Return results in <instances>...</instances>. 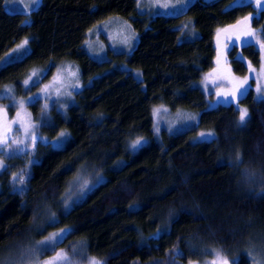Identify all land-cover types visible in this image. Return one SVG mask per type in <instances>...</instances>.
I'll list each match as a JSON object with an SVG mask.
<instances>
[{"label":"trees","instance_id":"obj_1","mask_svg":"<svg viewBox=\"0 0 264 264\" xmlns=\"http://www.w3.org/2000/svg\"><path fill=\"white\" fill-rule=\"evenodd\" d=\"M4 1L0 58L23 38L30 54L0 67V91L10 85L23 93L33 68L48 65L50 73L61 60L77 63L85 85L71 103L51 107L41 119L40 100L31 104L41 136L68 133L62 150L37 143L26 149L31 157L14 150L1 155L8 167L0 172V257L70 228L54 249L38 245L41 257L63 251L71 264L91 257L104 264H201L219 252L229 264H253L264 237V99H255L250 87L236 102L209 105L195 84L215 65L219 32L256 16L253 2L194 0L179 14L142 17L136 0H40L26 12H9ZM115 15L131 19L137 42L97 60L84 47L86 33ZM183 18L198 31L191 39H181ZM249 26L264 40V13ZM252 45L227 51L238 76L260 64ZM163 105L191 110L196 120L180 131H157L153 110ZM240 108L250 117L243 126ZM209 131L216 139L196 142ZM137 138L146 144L132 153ZM14 173L29 178L14 185ZM77 177L94 186L66 209L65 193Z\"/></svg>","mask_w":264,"mask_h":264},{"label":"rangeland","instance_id":"obj_2","mask_svg":"<svg viewBox=\"0 0 264 264\" xmlns=\"http://www.w3.org/2000/svg\"><path fill=\"white\" fill-rule=\"evenodd\" d=\"M193 1L194 0H189L187 6L181 8L178 5V0H168V3L170 5L177 6L176 9H161L159 7H149V0H141V4L143 5V7L137 8L139 9L141 13L140 15H142V17L145 16L143 13L148 15L164 14L166 12H174V14H179L185 11ZM247 1H252L254 6L258 8L256 0ZM160 2L163 3L164 0H160ZM262 2H264V0H262ZM4 6L5 9L9 12H26L35 8L37 5L33 3V0H5ZM131 24V19L120 15H115L101 20L87 31L86 37L84 39L85 49L93 58L97 60H105L111 58L113 59L115 58V55L120 53V51H130L137 42V34L136 32H134ZM180 24L182 26L181 39H191L192 35H195L196 32H198L197 29L194 27L193 20L189 18H183ZM185 25H187V28L184 27ZM246 30L255 31L257 33L256 36L251 37L250 40L252 43H254V45L258 48L260 52V64L256 67L249 65L247 74L245 76H238L229 66V58L227 56V51L232 46L226 47V45L231 44L228 39L230 36L232 37V40H235V36L237 34H239L241 31ZM243 39L244 37L241 36V40ZM24 40L25 38L21 39L12 49H15L17 45L21 44ZM261 43H264L261 33L258 29L250 27L249 24L241 23L237 28L229 27L227 31H224L223 29L219 32L216 37L215 65L210 71L204 73L202 77L195 83L196 85L203 88L206 92L209 105L223 102L225 99H230V97L226 98L223 94L231 93L236 88V85L241 81L245 80L246 78L248 80V84L255 92V95L258 96L257 86L259 85L264 88V50L260 49ZM235 45L240 47L243 44L236 43ZM12 49L8 53H10ZM33 71H36L38 73L43 72V75H40L38 77L39 82L36 83L34 86H29V88L25 89L24 85H21L20 88H22L24 92L17 93V87H11L9 85L5 86L0 91V93H3L6 89H11V95L15 97V100L17 102L21 100H27L29 97L39 94V100L41 102L42 108L43 105L47 102L49 107L46 111L50 112V108L53 106L60 108V106L68 105L69 103H71V101L74 100L75 93L81 90L82 87L85 85L80 73V68L78 67L77 63L72 60L57 61L54 64V68L50 73L48 65L41 68H33L29 72V74L23 79V81L25 79H28ZM72 72H76L77 75H71ZM90 81L91 79L87 83H89ZM76 85H78V87ZM45 86H48L47 92L42 91ZM68 93H71V95H68ZM218 93L220 95H218ZM259 95L261 97H264V92H261ZM2 97L3 96H0V98ZM8 100V102L4 103L5 105L0 104V109H3L6 105L12 104V101L10 99ZM232 101L236 102L237 100ZM31 104L32 103H25L22 109L19 107V104L14 107L10 106L7 108L6 125L10 126L11 128V131L9 133V142L6 146L7 149H9L8 153H10L12 150H15L16 148V145L12 143L13 141L24 139V127L26 125H37L35 120L36 114L34 115L35 112H33ZM155 109H160L158 114L154 115L156 124H159V128L161 127V129H166L170 132H176L188 128L192 124L191 122L193 121H190L185 117L195 116V114H193V111L188 109L180 108L177 110H171L165 105H163V107L157 106L155 107ZM18 111L21 112L20 123L13 124V120L17 119ZM46 111L42 112V109H40L36 116L41 119L45 116ZM35 132L39 134L38 125L35 128ZM57 136L48 139V141L55 140ZM26 144L27 149L33 148L30 139L26 141ZM20 147H24V145H20ZM0 161H3L4 163V160L1 155ZM84 180L86 179L82 178V180L75 179L74 181H72V184L67 190V193H65L68 196L65 199L67 202H73L79 198V194L82 192L81 184ZM87 181L89 182V180ZM92 186H94L93 183H88V186L83 190L88 191V189L92 188ZM37 246L38 243H36L35 245L24 246L22 248H18L17 251H12L7 255H2L0 257V264H45L46 261H48L51 257L55 256L57 253L54 252L45 257H41L42 252L36 249ZM257 252L258 254L257 256H255V261H259L261 262V264H264V237L260 240V247ZM260 255L261 257H259ZM82 258H84V255L78 252L77 260H81ZM215 258L216 257H213L210 261H206L201 264H210V262L213 261ZM255 261H253V264H255ZM79 264L85 263L82 260ZM193 264H200V261H195Z\"/></svg>","mask_w":264,"mask_h":264},{"label":"snow or ice","instance_id":"obj_3","mask_svg":"<svg viewBox=\"0 0 264 264\" xmlns=\"http://www.w3.org/2000/svg\"><path fill=\"white\" fill-rule=\"evenodd\" d=\"M240 0H233V3H239ZM33 3L38 5L39 4V0H33ZM189 3V0H178V5L183 8L186 7L187 4ZM256 4L258 6V11L256 13V16H259L261 13H264V2H262V0H256ZM137 7L141 8L143 7V5L141 4V0H137ZM149 7L151 8H156L159 7L161 9H176V5H170L168 3V0H164L163 3L160 2V0H149ZM164 14H174V12H166ZM256 16H253L252 14H250L249 16L245 17L243 21H238L237 25H233V26H229L230 28H237L241 23L244 24H250V21L254 18H256ZM185 28H187V25L184 26ZM224 31H227V29H225ZM256 32L255 31H250V30H246V31H241L239 34H237L235 36V40H232V37L230 36L228 39L231 42L230 45H226V47L228 46H235L236 43H240V44H250L251 37H255L256 36ZM241 36L244 37L243 40H241ZM28 39L26 38L21 44L17 45V47L15 49H12V51L10 53H6L4 57L0 58V67H4V66H8L11 65L13 63L16 62H20L22 61L25 57H27L30 54V50L28 49L27 45H28ZM255 46V45H252ZM260 49L264 50V43L260 44ZM40 75H43V72H36L33 71L31 76H29L28 79H25L23 81V85L25 87V89L29 88V86H34L36 83L39 82L38 77ZM71 75L76 76L77 73L76 72H72ZM78 87V85H76ZM250 85L248 84V80L247 78L243 81H241L240 83H238L236 85V88L231 92V93H224L223 95L228 98L230 97V99H225L223 102L224 103H231L232 100H237L240 97H244L245 95H247L248 91H249ZM43 92H47L48 91V86H45V88L42 90ZM261 92H264V88H262L261 86H257V93L258 96L255 98L257 100H261L264 99V97H261L259 94ZM59 94V92H58ZM68 95H71V93H68ZM218 95H220L218 93ZM0 96L9 98L12 101L11 105H6L3 109H0V155H6L9 152V149H7V144L9 142V133L11 131L10 126L6 125V121H7V108L8 107H14L17 104H19V107L22 109L25 103H33V102H38L39 101V94L34 95L32 97H29L27 100H21V101H16L15 97L11 95V89H6L3 93H0ZM49 107L48 103L46 102L43 105L42 108V112H45L47 110V108ZM160 111V109H154L153 110V114L156 115L158 114V112ZM239 111V120H238V125L239 126H243L246 121L250 118L248 115V111L245 108H240L238 109ZM20 118H21V112H17V119L13 120V124L16 123H20ZM186 119L190 120V121H194L196 119L195 116H187L185 117ZM43 123H47L46 121H42ZM37 127V125H26L24 127V132H25V137L24 139H20V140H16L13 141L12 143L16 145L15 148V152H22L26 155H29L30 157L32 156V152L31 151H26L27 149V144L26 141L27 140H31L32 142V147L33 149L35 148L37 143L43 144L45 146H50L54 151H59L63 149L64 144L66 143V137L68 135V133L66 131H61L57 138L53 141H48L46 138L40 136L37 132H35V128ZM156 130L159 131V124L157 123L155 125ZM216 139L215 137V133L214 132H201L196 140V142H211L212 140ZM146 144V141L143 138H137L135 140H132L129 148L130 151L132 153H136L138 152L144 145ZM20 145H24V147H20ZM14 154V153H13ZM10 158V156L8 157ZM29 163L32 164H37L39 163L38 161H35L33 159H30ZM7 165L3 163V161H0V172L4 171L7 169ZM24 173L27 172V168L25 170H23ZM29 177L25 174H13V184L15 185L16 183H19L20 185H24L26 180ZM77 180H79V177H77ZM88 186V181L84 180L83 183L81 184V190H83L84 188H86ZM92 189L89 188L88 191H91ZM17 191H23V189H19ZM65 205H66V209L68 207H70L67 204V201H65ZM56 216L55 214H52V216L50 217V223L54 224L56 223ZM72 229L70 228H63L58 230L55 233H51L49 234V236L45 237L43 240L38 241V245L40 246V250H51L54 249L55 246L58 243L63 242L64 239L67 238V235H69L71 233ZM161 235V231L158 230L157 233L155 234L154 238H158ZM75 249L73 250L74 254H75ZM216 258L210 262V264H229V261L226 258H223L221 256V254L219 252H216ZM255 261V258H253ZM45 264H71V261L69 260L68 256L63 252H57L55 256L51 257L48 261L45 262ZM88 264H104L103 261L95 258V257H91L88 258ZM232 264H236L235 259L233 260ZM255 264H261V262L259 261H255Z\"/></svg>","mask_w":264,"mask_h":264}]
</instances>
